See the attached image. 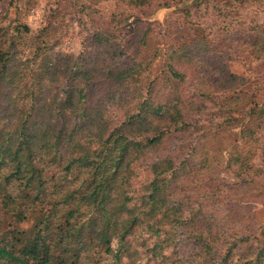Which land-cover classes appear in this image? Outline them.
Wrapping results in <instances>:
<instances>
[{"label":"trees","instance_id":"trees-1","mask_svg":"<svg viewBox=\"0 0 264 264\" xmlns=\"http://www.w3.org/2000/svg\"><path fill=\"white\" fill-rule=\"evenodd\" d=\"M105 1L115 22L264 5ZM34 2L0 0V264H264V94L227 67L264 59V14L247 31L198 27L161 48L152 25L134 36L115 25L94 33L95 52L73 54L52 24L22 21ZM224 195L260 206L246 234L216 224Z\"/></svg>","mask_w":264,"mask_h":264},{"label":"rangeland","instance_id":"rangeland-1","mask_svg":"<svg viewBox=\"0 0 264 264\" xmlns=\"http://www.w3.org/2000/svg\"><path fill=\"white\" fill-rule=\"evenodd\" d=\"M189 5L185 4L183 7L186 8ZM111 7L112 3L105 0H35L30 12L27 15H21V19L29 26L32 32L52 24L53 31H56V34L51 40L57 41L58 49L63 52L77 54L82 51L87 53L95 52L97 46L93 42L94 33L96 31H109L115 25L118 31H122L121 34L129 36H134L133 31H145L149 25H152L153 31H155L156 44L158 48H161L167 44L181 42L192 31L198 30V27L200 29L204 28L212 34L215 31H224L226 29L228 31H247L248 27H250L249 22L260 21L264 14L263 5L262 7H257L258 9L238 10L236 14H228V17H223L227 14L225 12L220 13L221 17H218V12L213 13L214 19L204 15V17L202 15L200 17L195 10L191 12V16L185 17L180 11L182 8L171 5L166 8L144 9L135 12L129 20L115 22L108 15ZM4 8V4H0V11ZM14 12L13 9H9L8 14L13 17ZM215 14L218 17L216 20ZM192 16L193 18L191 19ZM159 61V58H156L152 62L153 72L157 70ZM227 67L230 73L244 78L247 84L255 83L260 85V92L257 94L259 96L264 94L262 90L264 88V59L259 62L242 59L227 63ZM153 78L154 74H151L150 79ZM188 140H190V137ZM219 141L224 144L227 143L222 137L219 138ZM217 174L220 179L227 180L226 173L215 171V178ZM184 177L181 181L185 192L192 194L199 192L196 183L189 177ZM122 182L123 180L121 179L120 183ZM207 191L208 189H203L201 192ZM238 192V197H242V191ZM250 195L253 196L255 194L250 193ZM215 207H217V213L219 212L214 217L216 224L225 223L224 228L230 234L237 227H243L242 234H246L245 227L247 225L253 228L254 221L252 222L251 220L252 216L260 208L253 199L238 203L236 200H230L227 195L218 198L215 202ZM189 248L194 249L192 243ZM186 251L188 250L186 249Z\"/></svg>","mask_w":264,"mask_h":264}]
</instances>
